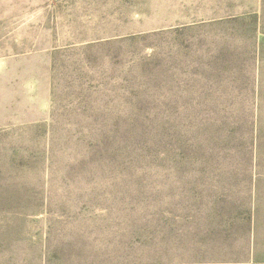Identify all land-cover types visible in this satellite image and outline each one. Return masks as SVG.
<instances>
[{"label": "rangeland", "instance_id": "1", "mask_svg": "<svg viewBox=\"0 0 264 264\" xmlns=\"http://www.w3.org/2000/svg\"><path fill=\"white\" fill-rule=\"evenodd\" d=\"M264 254V0H0V264Z\"/></svg>", "mask_w": 264, "mask_h": 264}, {"label": "crops", "instance_id": "2", "mask_svg": "<svg viewBox=\"0 0 264 264\" xmlns=\"http://www.w3.org/2000/svg\"><path fill=\"white\" fill-rule=\"evenodd\" d=\"M249 259L250 260L243 264H264V254H258L257 250H253L251 256H249Z\"/></svg>", "mask_w": 264, "mask_h": 264}]
</instances>
